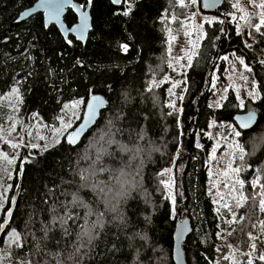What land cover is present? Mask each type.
Returning <instances> with one entry per match:
<instances>
[{
	"label": "trees",
	"instance_id": "trees-1",
	"mask_svg": "<svg viewBox=\"0 0 264 264\" xmlns=\"http://www.w3.org/2000/svg\"><path fill=\"white\" fill-rule=\"evenodd\" d=\"M37 1L0 0V96L9 92L16 81L31 73L20 84L23 104L17 119L23 124H17L12 137H23L26 142L47 145L51 138L47 141L34 139L37 131L30 114L39 111L46 123L61 127L56 117L62 114V104L81 97L88 98L91 88L95 94L106 98L108 105L103 112L111 114L109 109H112L124 114L125 118L116 124L125 132L118 134L116 139L133 151L121 153L116 144L111 147L104 145L109 152H116V159L104 156L103 162L113 167L118 166L117 161L121 157L125 161L132 157L131 167L127 169L130 175L122 179L132 181L135 177V187L129 189L127 198L120 200L117 213L111 214L122 217L123 223L119 219L106 223L103 230L98 229L99 238L89 244L87 237H77L81 231L77 225L85 222V209L73 208L81 219L68 222L71 234L62 236L57 225L48 233L47 240H41L37 253L32 234L37 239L41 238L42 223L50 222L53 208L63 215L61 203L71 201L73 193L79 192L84 201L96 209L92 193L79 187L83 183L79 173L87 175L92 171L90 161L83 157L87 152L95 158L96 148L100 147L97 126H103L98 120L74 146L61 139L55 147L47 145L48 151L21 148L4 211L12 208L10 227L22 233L25 248H10V264H17L18 258H23L26 253L33 264H175L174 234L177 221L185 218L189 219L193 229L183 244L187 264H216V249L220 243L216 235L218 216L208 195L205 168L213 143L205 137V132L212 120L218 124H235V116L240 113L258 114L257 124L251 130L240 131L246 168L241 172V178L246 180L245 192L252 191L247 182L257 175L255 169H264V64L259 62L264 60V39L253 32L256 42L249 49L245 47L242 36L237 35L233 24H206L207 37L202 40L199 55L195 56L187 73L186 91L181 101L182 113L179 115L166 105L167 84L153 87L151 92L147 89L153 80L159 81L169 72L166 28L180 27L178 23L163 20L162 14L167 10L185 20L193 13V8L181 9L177 0H139L132 18L128 19L113 16L114 6L109 0H94L91 9L93 29L87 42L83 44L70 36L74 45L69 46L55 25L45 26L42 14L18 22L21 13ZM199 10L203 11L201 2ZM228 12L231 10L225 0L216 16L225 19ZM69 20L73 24L77 22L76 14L70 9L65 22ZM128 33L135 39L129 41ZM217 36L219 39H215ZM123 42L131 45L127 54L118 47V43ZM232 53L243 58L251 67L248 75L258 83L261 98L257 102L247 100L244 109H241L231 92L221 108L216 110L211 105L213 74L216 70L223 73L224 65H219L218 60ZM78 59L82 65L76 64ZM223 82L221 77L219 85ZM58 99L60 103H57ZM9 113L7 107H0V124H4ZM82 117L62 137L73 133ZM28 131L32 132L31 136ZM138 133L143 135V139L137 138ZM39 135L52 137L55 134L41 129ZM197 137L202 140L201 148L195 146ZM3 149L10 151L7 145ZM238 157L236 166L241 164ZM25 158L29 162H24ZM174 161L176 214L171 199L166 198L169 196L166 187L160 183L165 176L158 175ZM248 165L251 168H247ZM136 172L140 175L137 176ZM104 175L93 179L103 180ZM261 175L264 177V173ZM240 212L243 214L244 210ZM109 215L105 213L106 217ZM249 216L252 223L264 219V214L255 209ZM6 219L2 212L0 224ZM10 227L6 225L4 232L0 233V251ZM249 231L259 234V229L251 228L246 220L243 232L233 233L229 238L241 249H246L249 243L244 233ZM81 244L83 247L77 253L76 248ZM69 255L75 256L76 260H68ZM241 259L246 264L247 256L241 255ZM219 264L228 263L220 261Z\"/></svg>",
	"mask_w": 264,
	"mask_h": 264
},
{
	"label": "snow or ice",
	"instance_id": "snow-or-ice-1",
	"mask_svg": "<svg viewBox=\"0 0 264 264\" xmlns=\"http://www.w3.org/2000/svg\"><path fill=\"white\" fill-rule=\"evenodd\" d=\"M110 4L114 6L112 15L113 16H122L124 18L131 19L133 16L134 11L136 10V4L139 0H109ZM178 5L181 9H188V8H197L200 0H177ZM218 0H204L203 7L204 8H211L214 7ZM93 0H84L83 3L79 5L71 4V0H42L41 7H45L48 13V20L49 22L55 21L57 24L60 25V28L63 30L64 36L66 38V44L69 46L74 45V39L67 38L69 33L75 34V40L77 41H85L86 40V33L93 29L92 18L89 14L88 9L91 8ZM251 7L258 9L259 11L255 14V16L248 12L244 7L241 6L239 0L236 3H233L231 7L236 9L238 12L243 13L237 18L234 12L226 13V17L230 18V22H236L237 20L244 22V27L249 29L247 35L253 39L254 43L255 37L253 32L258 33L262 39H264V0H249ZM65 7H70L74 9L78 15V22L75 24L72 23L71 20L68 23H65L61 20V14ZM30 15V13L25 12L22 14L21 19ZM200 16V22L196 23V17ZM258 17V22L253 23V19ZM163 20H170L173 23H178L180 25V29L178 31H183L184 36L188 37V44L191 46L190 49H185V55L182 57L174 58L179 60L187 59V67H191L192 60L194 56L199 55L196 49L200 46V41L207 37V32L204 29L205 24L212 26L214 24H223L224 20L219 19L217 17H207L201 15L198 11H193L190 17H187L185 20H180L178 16L175 14L168 13L167 10L164 14H162ZM191 21V23H189ZM126 30V29H125ZM168 34V53H171L172 50V43L177 39V36L173 34V31L170 27L166 28ZM195 33L196 39H192L193 34ZM237 35L243 36L244 33L241 31V26L237 23ZM135 38L132 36L131 33H128V40L132 41ZM215 39H219V37H215ZM245 46L251 49L253 44H248L247 41H244ZM118 47L120 51L124 54H127L130 51V43L123 42L118 43ZM62 55V54H61ZM235 56V53L232 54ZM220 59L224 61L229 60L228 55H224L220 57ZM236 60L243 65L244 69L247 72H251V67L244 62V60L240 57H236ZM261 64H264V60L259 61ZM76 64L82 65V61L79 59L76 61ZM182 65L181 67H184ZM169 67H172L171 62H169ZM28 76H31V73H28L25 77L21 80L16 81V83L10 88L9 92L0 96V107H3V101H8V105L11 108L13 113H18L20 111V106L23 104V95L20 92V84L23 81L27 80ZM243 79L247 80V77L242 76ZM168 77H164L163 81L157 82L153 80L151 82V86L147 89L149 92L152 91L153 87H159L160 83L168 82ZM181 82L177 81L172 84V88L179 86ZM215 85H213L214 87ZM109 89L111 86H108ZM258 88V85L256 86ZM186 91V89H185ZM169 92L172 95V90L169 89ZM249 96L253 98L259 97V91H252L249 92ZM181 100L183 96L179 97ZM226 97H221V100L225 99ZM57 103H60V100H57ZM241 105H243V100H241ZM216 106H222L220 101L216 102ZM167 107L170 109H175L176 105L174 102H170L167 104ZM107 108V101L93 92V89L88 90V98L81 97L79 99L72 100L70 102H64L61 106V115L56 117V120L63 126L57 127L55 124H48L44 121L43 117L40 115L39 111L33 112L30 114V118L35 121L34 127L37 131V135L34 139H38L40 141H47L48 139L53 140L52 147L61 143V139H65L68 144L76 145L79 142L81 135L84 133L85 129L89 126L96 124L97 120L99 119L102 128L97 126V130L100 132L98 137V143H100V147L96 148L95 158L93 159L87 152L84 155V159L89 160V168L92 169L90 173L87 175L84 172L79 173V178L83 182L80 184V188H86L89 192L92 193L93 200L97 205L96 209L94 210L89 203H86L84 199L79 195V192L72 194L71 201L65 203H61V208L64 211L63 215H59L57 210L53 208V215L51 220L48 224H43L41 227V231L43 236L39 239L36 238L34 234L33 240L35 241V249L38 253L40 251V243L41 240L48 239V233L53 231V229L58 225L59 229L62 233V236L70 235L68 222L69 221H77L80 220L81 217L78 214L73 212V208H84L85 209V217L84 223L78 224L77 227L81 229L79 233H77L78 238L87 237L88 243L90 244L93 239L99 238L100 232L99 230H103L106 223H111L117 219L123 223L122 217L111 215L112 213H117L119 208L120 200H123L129 196V189H134L135 184L133 181L135 177L132 178V181H128L126 179H122V177H127L130 173L127 171L128 168L131 167V159L129 158L128 161H125L123 157L117 161L118 166L109 167L103 162L104 156H108L111 159H116V152H109L104 145L111 147V145L116 144L117 150L121 153H131L133 150L127 146V144L121 143L116 139L117 135H123L125 129L123 127H117L116 122L123 120L124 114L122 111H115L109 109V113L106 114L105 112L101 111L102 109ZM83 110L86 113L87 119L84 120L83 124L80 127L79 131H75L73 133L68 134L66 137H61V133L66 131L69 128L73 127L71 119L74 117L76 119H80L77 116L76 110ZM182 111V109H180ZM69 113L71 114L69 116ZM171 115V113H169ZM7 119L12 121L10 128L8 129L9 133L16 131L17 124H23L22 120L17 119L15 115H8ZM254 119V114H250L246 120L241 121L242 128H248ZM215 124V122H213ZM41 129H48L49 131L53 132L55 135L52 137L39 135V131ZM5 129L3 125L0 124V139H3L4 144L8 145L12 150H18L21 148H32V149H40L41 151H48L47 145H41L38 143H29L26 142L23 137H19V142H12L7 137L3 135ZM235 136H240L241 132L236 131L235 128L233 129ZM27 134L29 136L32 135L31 131H28ZM130 135V134H129ZM211 137V133H208ZM138 139H143L142 134H137ZM219 146V145H217ZM91 147H95V145H91ZM236 149L239 151V161L241 164L237 166H233L236 161V152H232L230 154L231 158L228 160L226 168L220 172V175L224 178V187L227 189V192L220 191L218 181L215 185L216 187V195L218 199L214 200L213 202L217 204L216 207V214L218 216L217 222V237L223 241H227V238L232 236L233 233L243 232V226L245 221L247 220L250 223L251 228L259 229V235H254L251 231L244 233L247 238V242L252 251L245 253L247 257L246 264H255L254 259H252L253 252L258 250V244L264 243V219H258L255 223L251 222V218L249 213L252 210H258V213L264 214V182H262V173H264V169L257 168L254 171L257 173L255 178L251 181H248L250 188L252 191L245 192V185L246 180L241 178V172L246 170L243 161L245 159V152L243 147H241L238 143L236 144ZM136 151H139L137 149ZM31 155V154H29ZM0 159L6 161L8 164H14L16 162L17 156L14 154L11 158L7 151L0 150ZM212 159H216L215 149L212 152ZM24 162H29L27 158H25ZM247 168H251V165H248ZM6 171V170H5ZM173 172L172 168H167L158 173L159 176L169 175L171 176ZM104 175L103 180H95L93 177L98 175ZM136 175L139 176L140 173L136 172ZM11 175H9V179ZM161 184H163L169 190V196L166 198H171L172 203L175 204V195L172 193L173 183L174 181L170 178L169 180H161ZM10 188L11 185H8ZM7 191V189H5ZM211 194V192L209 193ZM0 196H3V193H0ZM8 203L7 199L5 198L3 201H0V212H3L4 216L7 217L5 223L0 224V233L4 232L5 226L9 225L12 222L13 217V210L12 208H8L7 211H4V204ZM12 203L14 204L15 201L13 200ZM243 209V214L240 210ZM108 212L110 215L109 217L105 216V213ZM95 217L94 219H92ZM91 219V223H88V220ZM223 222L222 224L220 222ZM238 226V227H234ZM6 239L8 242L9 247H15L16 249H24V236L20 231L16 228H11L6 234ZM58 243V241H57ZM83 245L81 244L79 247L76 248V252L80 253L81 248ZM227 247L231 249L229 255H225L223 257L224 260L232 261V264H244L236 259L235 252L237 249L234 245L228 244ZM217 252L220 251L219 248L216 249ZM31 252V250H29ZM57 255H62V253H58ZM7 259L12 258V253H7L4 257ZM68 260L75 261L76 257L69 255ZM258 260L264 262V254L258 256ZM17 264H33L32 259L29 258V254L26 253L23 258H18ZM219 264V261L216 262Z\"/></svg>",
	"mask_w": 264,
	"mask_h": 264
},
{
	"label": "rangeland",
	"instance_id": "rangeland-1",
	"mask_svg": "<svg viewBox=\"0 0 264 264\" xmlns=\"http://www.w3.org/2000/svg\"><path fill=\"white\" fill-rule=\"evenodd\" d=\"M226 1H227V6L230 8L231 12H234L236 14L237 18H239L240 15H243V13H240L236 9H233L231 7V5L233 3H236L237 0H226ZM200 2H201V0H200ZM239 3L241 4L242 7H244L248 12L252 13L254 16L259 11L258 9L251 7L249 0H239ZM193 10L198 11L199 13H201V15L207 16L209 18L217 17L219 19H223V18L218 17L214 14H209V15L204 14L202 10H199V5L197 8H195ZM191 15H192V13H190V15L188 17H190ZM200 19H201V17L197 16L196 17V23H199ZM223 20H224V22L233 24L236 27V30H237V23H239V25L241 26V31L244 33V35L242 36L243 43L246 40L248 44H253V45L255 44L253 39L247 35L249 29L247 27L243 26L244 25L243 21L237 20L236 22H230L229 17L225 18ZM252 22L254 24L257 23L258 17L253 19ZM189 23H191V21H189ZM171 29L173 31V34L177 36V39L172 43V50H171V53L169 54V62H171L172 67H169V72L166 75L169 78L168 82L160 83L159 86L167 84L169 86V89L172 90V93H175V95H172L168 89V98H167L166 105L170 102H174L176 107H175V109L169 108L170 111L178 112V114L181 115L182 111H180V109H182V106H181L182 100L179 97L184 96L183 92L186 89V83H187V77L186 76H187V73H188L190 67L186 66L187 65L186 57L183 60H179V62H177V59L179 57L184 56L185 55L184 50L190 49L191 46L187 42L189 38L184 36L183 31L182 30L178 31V29H180V27H171ZM167 38H168V34H167ZM192 39H196L195 33L193 34ZM201 42L202 41H200V45H201ZM244 45H245V43H244ZM199 48H200V46H199ZM199 48L196 49L195 51L198 52ZM232 54H228V56H229L228 61H224L222 59L218 60L219 65L221 63L224 65L223 73L222 74L218 73V70H216L213 74V85H215V86L212 87V89H213V100L211 102V105L216 110L221 108V106L220 107L216 106V102L220 101V104L222 105L223 102L227 99L228 95L231 92H233L235 94V97L237 98L239 106L241 109H244V106H245V103L247 100L257 102L261 98L260 92H259L258 98H253V97L249 96V92L256 91V90L259 91V88L256 87L258 85V83L256 81L250 79L248 72L244 69L243 65H241L236 60V57H239V56L237 54H235V56H233ZM174 58H177V59H174ZM194 58H195V56L193 57V60H194ZM193 60H192V62H193ZM244 62H245V60H244ZM182 65H185V66L181 67ZM242 76L247 77V80L243 79ZM221 77L224 78V82L222 85H219ZM163 79L164 78H162L161 80H159L157 82H161V81H163ZM177 81L181 82L179 84V86L172 88V84L174 82H177ZM222 96L226 97V98L221 100ZM241 100H243V105H241ZM3 105L5 107H7V109L9 110V112H10L9 115H15L17 117L18 113H13L11 111V108L8 105V101H3ZM76 112H77V116H79L80 118L83 116V112H84L83 110H76ZM70 115L71 114L69 113V116ZM78 120L79 119H76L73 117L71 119V122L74 125ZM213 122H215V124H213ZM11 123H12V121H9L8 119L4 122L3 128L5 129V131H4L3 135L5 137H7L9 140H11L12 142H19V137L13 138L12 137L13 132L9 133V131H8V129L11 126ZM62 127L63 126L61 125V128ZM234 128L236 131H240L235 124H218L215 120H212L210 122L208 131L205 132V137L207 139L211 140L213 143V146L209 150L208 159H207V162L205 164V168H206L207 176H208L207 191H208V195L212 199V202L214 200L218 199V197L216 195V187H215V185L218 181H220V184H219L220 191L225 192V193L227 192V189L224 187V178L220 175V172L226 168L227 162L231 158L230 154L232 152H236V157L240 154L235 146L238 143L242 147V144L240 141L241 135L235 136L234 132H233ZM69 129L62 132L60 134L61 137ZM208 133H211V137L208 135ZM51 144H53V140H51V142L48 143L47 145H51ZM5 145L6 144H4L3 139H0V150L7 151L9 153L10 158L15 154L17 156V159H16V161H17L18 160V153H19L20 149L12 150L9 147V149H10V151H9V150L3 149ZM217 145H219V146H217ZM195 146L197 148H201L203 146L202 140L200 139V137H197ZM213 149H215V155H216L215 160L212 159ZM15 163L14 164H8L6 161L0 159V193H3V196H0V201H3L5 198L8 199V195L12 189L11 187L9 188L8 185H11L10 180H12V177H13ZM174 166H175V161L169 167V168L173 169L171 176L165 175L164 180H169L171 178L174 181ZM233 166L235 167L236 165L234 164ZM9 175H11L10 179H9ZM5 189H7V191H5ZM210 192H211V194H209ZM167 193L169 195L168 189H167ZM172 193L174 195V183H173ZM213 204H214L215 210H216V207L218 205L215 204L214 202H213ZM5 205L6 204H4V206ZM173 206H174V211L176 214L175 205L173 204ZM1 213L2 212H0V216H1ZM257 235H259V234H257ZM219 242H220L218 245V248L220 249V251L218 252V261L219 262L220 261H227L228 264H232V261L223 259V257L225 255H229L230 252L232 251L231 249H229L227 247L228 244H232L235 246V248L237 249V251L235 252V257L237 260H239L241 262H242L241 255H245V253L252 251L250 246L246 249H241L238 245H235L234 243H232L229 237L227 238L226 242L221 240V239H219ZM257 244H258V250L253 252V255L251 258L254 259L255 264H258L260 262L264 263V262L258 260V256L261 254H264V243H260L258 241ZM10 248L11 247H9L7 239L5 237L4 245L2 246L1 251H0V256H1V263L0 264H10L9 259L4 258L7 255V253L10 252ZM248 258L249 257H247V259Z\"/></svg>",
	"mask_w": 264,
	"mask_h": 264
},
{
	"label": "water",
	"instance_id": "water-1",
	"mask_svg": "<svg viewBox=\"0 0 264 264\" xmlns=\"http://www.w3.org/2000/svg\"><path fill=\"white\" fill-rule=\"evenodd\" d=\"M201 3H202L203 11L205 13H207V14H217L221 10V8L224 6L225 1L224 0H218V2L215 4V6L211 7V8H204L203 7L204 0H201ZM41 4H42V0H38L31 8L26 9L25 11H23L21 13L19 19H18V22L28 21L31 18L35 17L36 15L42 14L43 18H44L45 26L46 27H50L51 25H55L59 29L61 35L66 40V38L64 36V33H63V30L60 28V25L57 24L55 21L49 22L47 10H46L45 7H41ZM71 4L79 5V4H81V2H79V0H71ZM69 9L72 10L76 14L77 22H78V15L79 14L74 9H72L70 7H65L64 8V10H63V12L61 14V20L65 22V16H66V14H67ZM91 9H92V6H91L90 9H88V11H89V14H90V16L92 18ZM25 12L30 13V15H28V16L24 17L23 19H21L22 14L25 13ZM90 31L91 30H89L86 33V40L82 42L83 44H85L87 42L89 34H90ZM70 36L75 37V34L74 33H69L67 38H69ZM79 42H81V41H79ZM97 95H100L101 97H103L106 100V98L103 95H101V94H97ZM107 105H108V102H107ZM104 110L105 109H102L101 111H104ZM250 114H254V119H253L252 123L250 124V126L248 128H242L240 126L241 125V121L246 120L247 117ZM86 119H87V116H86V113L84 112L82 121H81L80 125L77 127V129L75 131H79L80 130L81 125L83 124L84 120H86ZM234 121H235V124H236V126L238 127V129L240 131L246 132V131L251 130L257 124L258 114L256 112L240 113V114L235 116ZM95 125L96 124L91 125L87 129H85L84 133L81 135V137L79 139V142L77 144L80 143V141L86 136V134ZM187 149H189V148H187ZM17 196H18V194L15 195V199L17 198ZM192 232H193L192 225H191V223H190L188 218H185V219L177 221L176 231H175V234H174V254H173L175 264H187L186 257H185V252H184V249H183V244L185 243L187 237L192 234Z\"/></svg>",
	"mask_w": 264,
	"mask_h": 264
}]
</instances>
